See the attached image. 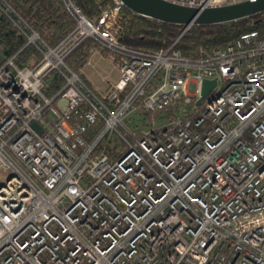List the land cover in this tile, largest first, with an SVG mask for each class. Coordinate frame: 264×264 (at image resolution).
<instances>
[{"label": "built area", "instance_id": "obj_1", "mask_svg": "<svg viewBox=\"0 0 264 264\" xmlns=\"http://www.w3.org/2000/svg\"><path fill=\"white\" fill-rule=\"evenodd\" d=\"M61 2L74 25L49 45L0 0L24 41L0 45V264H264V28L185 55L181 25L150 52L119 40L120 0L98 21ZM88 39L117 73L100 91L65 62Z\"/></svg>", "mask_w": 264, "mask_h": 264}, {"label": "trees", "instance_id": "obj_2", "mask_svg": "<svg viewBox=\"0 0 264 264\" xmlns=\"http://www.w3.org/2000/svg\"><path fill=\"white\" fill-rule=\"evenodd\" d=\"M5 1L49 45L57 44L73 28L74 23L64 10L61 0ZM73 1L93 21H98L102 11L113 6V0ZM118 17L119 40L127 46L150 52L169 46L177 38L182 27L181 25L166 24L142 17L125 6L120 8ZM263 28L264 13L224 24L192 25L181 36L177 47L185 55H193L199 47L205 48L207 51L222 48L242 32L252 29L262 30ZM23 43L22 36L17 33L5 17L0 16V45L3 57L16 54L22 48ZM94 46V42L88 39L65 60L66 64L89 85L91 83L81 73V69L90 57V48ZM36 58L37 54L30 47H26L17 55L15 62L18 66L30 65Z\"/></svg>", "mask_w": 264, "mask_h": 264}, {"label": "water", "instance_id": "obj_3", "mask_svg": "<svg viewBox=\"0 0 264 264\" xmlns=\"http://www.w3.org/2000/svg\"><path fill=\"white\" fill-rule=\"evenodd\" d=\"M133 13L158 22L174 25H217L246 19L264 13V0L242 1L236 4L204 9L173 4L165 0H120ZM216 80H203L200 104L215 86Z\"/></svg>", "mask_w": 264, "mask_h": 264}, {"label": "rangeland", "instance_id": "obj_4", "mask_svg": "<svg viewBox=\"0 0 264 264\" xmlns=\"http://www.w3.org/2000/svg\"><path fill=\"white\" fill-rule=\"evenodd\" d=\"M92 48V47H91ZM90 48V49H91ZM98 54H92L89 57L90 64H85L81 73L91 82V87L96 89L97 91L103 90L107 86V81L113 82L115 81V77L117 76L116 69L112 67L111 62L108 60L109 55H106L104 58L100 59ZM106 80H103V79ZM138 119V118H137ZM157 124H160L158 121ZM140 126L143 128L142 124ZM9 175L8 171L0 169V184L6 179Z\"/></svg>", "mask_w": 264, "mask_h": 264}, {"label": "crops", "instance_id": "obj_5", "mask_svg": "<svg viewBox=\"0 0 264 264\" xmlns=\"http://www.w3.org/2000/svg\"><path fill=\"white\" fill-rule=\"evenodd\" d=\"M86 78V77H85ZM117 79V76L115 77ZM87 79V78H86ZM88 80V79H87ZM89 81V80H88ZM90 82V81H89ZM91 83V82H90Z\"/></svg>", "mask_w": 264, "mask_h": 264}]
</instances>
